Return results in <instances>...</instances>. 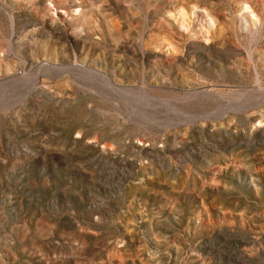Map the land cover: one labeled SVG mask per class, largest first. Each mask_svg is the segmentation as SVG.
<instances>
[{
    "label": "rangeland",
    "instance_id": "rangeland-1",
    "mask_svg": "<svg viewBox=\"0 0 264 264\" xmlns=\"http://www.w3.org/2000/svg\"><path fill=\"white\" fill-rule=\"evenodd\" d=\"M261 116L264 0H0V264H264Z\"/></svg>",
    "mask_w": 264,
    "mask_h": 264
},
{
    "label": "bare ground",
    "instance_id": "bare-ground-1",
    "mask_svg": "<svg viewBox=\"0 0 264 264\" xmlns=\"http://www.w3.org/2000/svg\"><path fill=\"white\" fill-rule=\"evenodd\" d=\"M52 4V3H51ZM243 9H248V7L246 6V7H244ZM81 12V10H80V8H76V9H74V14L75 15H77V14H79ZM11 17H13V16H11ZM252 20L254 21H256V19H255V16L253 15L252 16ZM13 21V20H12ZM205 29V28H204ZM158 67H160V66H158ZM73 68V67H72ZM78 68H80V69H82V70H87V68H85V67H78ZM215 68V67H214ZM217 68V67H216ZM223 68V67H222ZM65 69V68H64ZM120 69V68H119ZM218 69V68H217ZM51 70H53V69H51ZM60 70V69H59ZM89 70V72H92V73H95L96 71L95 70H93L92 68L91 69H88ZM118 70V69H117ZM216 70V69H215ZM120 71V70H119ZM182 71V70H181ZM217 72H218V70H216ZM219 71H220V69H219ZM223 71H224V69H223ZM64 72V71H63ZM76 72V71H75ZM101 72V71H100ZM96 73H98V75L100 74L99 72H96ZM85 75V74H84ZM143 75V74H142ZM185 75V74H184ZM187 75V74H186ZM90 76V75H89ZM101 76H103L102 77V79L104 80V82H105V85H107V86H111L112 87V89H115V90H118V91H126V90H124V88H122V87H120V86H118V85H116L115 83H113V81H112V79H111V76H109V75H103V74H101ZM189 77H191V76H189ZM183 78H184V76H183ZM186 78H187V76H186ZM185 78V79H186ZM101 79V78H100ZM184 79V80H185ZM89 80V79H88ZM192 80V79H191ZM188 81V80H187ZM227 81L228 82H232L233 81V79H227ZM207 84H209V83H207ZM101 86V85H100ZM127 87V86H126ZM92 88V87H91ZM127 89H129V88H127ZM104 90V89H103ZM131 90V89H130ZM117 91V92H118ZM212 91V90H211ZM214 91V90H213ZM112 92V91H111ZM115 93V92H114ZM126 93V92H125ZM189 93H193V97L196 99V98H208L209 97V95L211 94V92H209V91H203V90H198V89H196V88H194V90H190L189 91ZM112 94V93H111ZM129 94V93H128ZM215 94V93H214ZM217 94V93H216ZM219 94V93H218ZM110 96H112V95H110ZM125 96H126V94H125ZM200 96H204V97H200ZM211 96H212V94H211ZM210 96V97H211ZM205 99V100H206ZM204 100V101H205ZM222 101V100H221ZM201 102H203L202 101V99H201ZM248 103V102H247ZM251 103V102H250ZM216 104V103H215ZM237 104H239V103H237ZM205 105V104H204ZM236 105V104H235ZM241 105V104H240ZM205 106H207V105H205ZM232 106V108H233V106L234 105H231ZM249 106V105H248ZM225 107V106H224ZM240 106H238L237 108H239ZM242 107V106H241ZM249 107H251V105L249 106ZM256 107V106H255ZM205 108V107H204ZM214 108V107H213ZM213 108H211V109H213ZM222 108V107H221ZM220 108V109H221ZM228 108V107H227ZM229 108H231V107H229ZM246 108V107H245ZM248 108V107H247ZM246 108V109H247ZM251 109V108H250ZM230 110V109H229ZM241 110V109H240ZM191 111V110H190ZM215 112H217L216 110H214ZM221 111V110H220ZM222 111H224L223 109H222ZM189 112V111H188ZM232 112V111H231ZM191 113V112H190ZM189 113V114H190ZM195 113V112H194ZM218 113V112H217ZM245 113V112H244ZM188 114V115H189ZM211 114V113H210ZM187 115V116H188ZM191 115V114H190ZM198 115V114H197ZM205 115V114H204ZM212 115H215V114H212ZM179 116V115H178ZM186 116V115H185ZM198 116H200V115H198ZM181 117V116H180ZM185 118V117H184ZM190 117H188L187 119H189ZM193 118V117H192ZM204 118V117H203ZM206 118V117H205ZM214 118V117H213ZM212 118V119H213ZM235 118L236 117H234V120H235ZM186 119V120H187ZM216 119V118H215ZM261 119H262V121H264V116H261ZM169 120H171V119H169ZM181 120H183V119H181ZM218 120V119H217ZM180 121V120H179ZM188 121V120H187ZM219 121V120H218ZM229 121H230V118H229ZM262 121H256L255 123H254V128H257V127H259L260 125H262ZM216 122V121H215ZM191 124H195V122H193V121H191ZM225 124V123H224ZM224 124H222V125H224ZM203 125V124H202ZM201 125V126H202ZM213 125H214V123H213ZM216 126V125H215ZM220 129V128H219ZM222 130V129H221ZM218 131V130H217ZM79 134H81V132H79ZM240 135V134H239ZM197 144H198V142H196ZM214 143V142H213ZM204 144V143H203ZM209 145V144H208ZM211 145V144H210ZM214 145V144H213ZM119 147V146H118ZM134 147H135V145H134ZM208 147V146H207ZM212 147V146H211ZM217 148H219V147H217ZM221 152V151H220ZM247 152V151H246ZM223 153V152H222ZM166 154V153H165ZM243 154V153H242ZM248 154V153H247ZM175 155V154H174ZM208 155V154H207ZM206 155V156H207ZM108 156V155H107ZM104 157V156H103ZM174 158V157H173ZM196 158V157H195ZM195 158H193V159H195ZM203 158V155H200L199 156V159L198 160H200V159H202ZM244 158V157H243ZM238 159V158H237ZM245 159H246V157H245ZM204 160V159H203ZM191 161V160H190ZM249 162V161H248ZM193 164V163H192ZM242 164V163H241ZM243 164H244V162H243ZM254 165V164H253ZM209 166V165H208ZM240 166V165H239ZM250 166V165H249ZM197 167V166H196ZM244 168V167H243ZM247 169H249L248 167H247ZM210 170V169H209ZM236 170V169H235ZM250 170V169H249ZM198 171V170H197ZM248 171V170H247ZM250 172V171H249ZM235 176V175H234ZM243 178V177H242ZM246 180V179H245ZM217 181V180H216ZM241 181V180H240ZM235 182V181H234ZM252 185V184H251ZM196 187V186H195ZM234 188V187H233ZM238 188V187H237ZM230 189V188H229ZM233 195V194H232ZM231 196V195H230ZM229 196V197H230ZM226 197V196H225ZM228 197V196H227ZM224 199V198H223ZM222 199V200H223ZM226 202V201H225ZM226 204V203H225ZM229 204V203H228ZM233 205V204H232ZM241 205V204H240ZM230 206V205H229ZM228 206V207H229ZM238 210V209H237ZM245 237V236H244ZM243 237V238H244ZM242 238V239H243ZM262 240V239H261ZM246 242V241H245ZM249 242V241H248Z\"/></svg>",
    "mask_w": 264,
    "mask_h": 264
}]
</instances>
